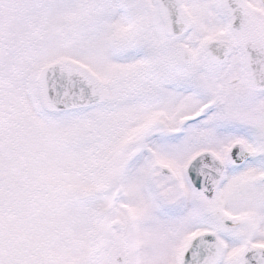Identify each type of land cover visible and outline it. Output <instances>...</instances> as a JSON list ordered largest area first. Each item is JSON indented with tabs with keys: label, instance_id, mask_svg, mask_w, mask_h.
<instances>
[{
	"label": "snow or ice",
	"instance_id": "snow-or-ice-1",
	"mask_svg": "<svg viewBox=\"0 0 264 264\" xmlns=\"http://www.w3.org/2000/svg\"><path fill=\"white\" fill-rule=\"evenodd\" d=\"M0 264H264V0H0Z\"/></svg>",
	"mask_w": 264,
	"mask_h": 264
}]
</instances>
